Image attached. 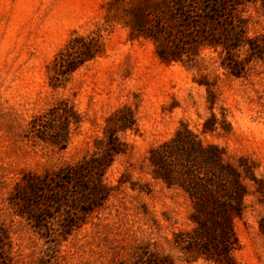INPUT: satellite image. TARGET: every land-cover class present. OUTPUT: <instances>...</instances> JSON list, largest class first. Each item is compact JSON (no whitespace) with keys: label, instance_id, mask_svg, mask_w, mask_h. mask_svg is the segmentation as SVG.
<instances>
[{"label":"rangeland","instance_id":"rangeland-1","mask_svg":"<svg viewBox=\"0 0 264 264\" xmlns=\"http://www.w3.org/2000/svg\"><path fill=\"white\" fill-rule=\"evenodd\" d=\"M142 2L0 0V256L7 264H134L147 254L173 264H215L198 254L193 202L179 187L154 179L147 160L181 123L240 174L249 169L251 177L240 180L243 211L232 217L236 239L229 255L236 264H264V61L234 50L240 76L221 66L220 47L162 61L144 32L153 17L133 16V10L147 12ZM236 14L248 37L264 39L260 1H244ZM96 27L103 28V55L52 87L48 65L55 53L74 30ZM62 99L80 119L70 125L64 147L26 137L28 122ZM117 110L129 112L133 125L116 131L124 152L111 154L105 126ZM211 113L217 127L203 133ZM90 157L110 160L102 172L109 190L97 204H81L73 189L48 193L54 202L38 205L22 198L27 179ZM176 234L189 241L178 245Z\"/></svg>","mask_w":264,"mask_h":264},{"label":"trees","instance_id":"trees-1","mask_svg":"<svg viewBox=\"0 0 264 264\" xmlns=\"http://www.w3.org/2000/svg\"><path fill=\"white\" fill-rule=\"evenodd\" d=\"M244 1L143 0L140 6L146 7L147 12L133 10V16L137 21L145 20L147 16L153 17V23L144 32L153 41L160 60H182L183 54L192 58L201 48L216 50L220 47L217 51L223 54L221 66L234 76H240L243 66L232 57L234 50L244 48L249 56L264 61V39L259 36L248 37L244 19L236 14L237 5ZM249 1H260L264 5V0ZM102 31L103 28L96 27L85 34L75 30L71 33L48 65L52 87H57L82 65L103 55ZM72 123H80L79 115L68 100L62 99L44 113L34 116L28 122L25 136L62 148L69 137ZM132 123L131 114L122 110L115 111L107 119L105 137L111 154L124 152L123 144L117 140L116 131L131 129ZM216 125V117L211 113L203 123L202 132H211ZM228 127L221 126L224 131ZM147 160L154 179L161 180L168 188L179 187L193 202L192 217L197 224L193 231L201 241L198 254L215 264H236L229 255L230 247L236 239L232 217L242 214L245 189L240 180L242 176L251 177L249 169L244 168L245 174L242 175L234 166L224 163L218 148L204 145L183 123L168 140L149 150ZM109 164V159L90 157L51 176L46 175L44 179L31 182L27 179L26 192L22 198L30 204L38 205L54 202L48 193L61 194L73 189L72 195L81 204H97V200L103 199L109 190L102 183V172ZM41 191L45 195L41 197V202H36ZM259 226L264 232V218L260 220ZM4 234L0 230V238ZM190 239L194 240L195 237ZM174 241L181 245L189 240L176 234ZM0 264H7L1 256ZM134 264L173 262L166 256L158 258L147 254L137 258Z\"/></svg>","mask_w":264,"mask_h":264}]
</instances>
